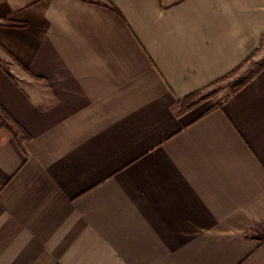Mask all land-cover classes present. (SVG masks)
<instances>
[{
    "label": "crops",
    "instance_id": "0c3cea01",
    "mask_svg": "<svg viewBox=\"0 0 264 264\" xmlns=\"http://www.w3.org/2000/svg\"><path fill=\"white\" fill-rule=\"evenodd\" d=\"M264 0H0V264H264Z\"/></svg>",
    "mask_w": 264,
    "mask_h": 264
},
{
    "label": "rangeland",
    "instance_id": "374dc122",
    "mask_svg": "<svg viewBox=\"0 0 264 264\" xmlns=\"http://www.w3.org/2000/svg\"><path fill=\"white\" fill-rule=\"evenodd\" d=\"M262 64H264V43L263 45L261 44V47L257 51L253 60L250 59L247 61L245 65L235 71L232 75L225 77L203 91H198L193 98L187 101V104L195 105L204 102V106L207 109L220 106L226 96L231 93L233 88Z\"/></svg>",
    "mask_w": 264,
    "mask_h": 264
},
{
    "label": "trees",
    "instance_id": "16d2710c",
    "mask_svg": "<svg viewBox=\"0 0 264 264\" xmlns=\"http://www.w3.org/2000/svg\"><path fill=\"white\" fill-rule=\"evenodd\" d=\"M262 66H264V64H262L260 67H262ZM259 67V68H260ZM253 75V72L248 76V77H246L245 79H243L240 83H238L234 88H233V90L231 91V93L230 94H232V93H234L235 91H237L247 80H249V78H251V76ZM196 93H198V92H196ZM230 94L228 95V96H226V98L224 99V101L230 96ZM195 95V93H193V94H191V95H188L187 97H185L184 99H182L181 101H180V109L181 110H185V109H187V108H189V107H191L192 105H188L187 104V101L188 100H190L191 98H193V96ZM192 104V103H191ZM0 116L4 119L5 118V116L2 114V113H0Z\"/></svg>",
    "mask_w": 264,
    "mask_h": 264
}]
</instances>
